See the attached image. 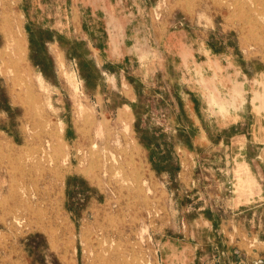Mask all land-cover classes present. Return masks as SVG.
<instances>
[{
  "label": "rangeland",
  "instance_id": "1",
  "mask_svg": "<svg viewBox=\"0 0 264 264\" xmlns=\"http://www.w3.org/2000/svg\"><path fill=\"white\" fill-rule=\"evenodd\" d=\"M263 6L0 0V264H264Z\"/></svg>",
  "mask_w": 264,
  "mask_h": 264
},
{
  "label": "bare ground",
  "instance_id": "2",
  "mask_svg": "<svg viewBox=\"0 0 264 264\" xmlns=\"http://www.w3.org/2000/svg\"><path fill=\"white\" fill-rule=\"evenodd\" d=\"M264 7V6H263ZM256 9V8H255ZM235 16V15H234ZM17 24L19 25V24H21L20 23V20H18V22H17ZM10 32H11V39L13 40V41H15V49H16V51H18V52H21L22 51V49H23V41H21V39L20 40H16L15 39V32H14V28L13 27H11V29H10ZM264 40V39H263ZM18 73H19V70H18ZM42 76V75H41ZM40 82V81H39ZM32 94V93H31ZM61 129V128H60ZM90 130V129H89ZM90 133V132H89ZM57 137V136H56ZM49 147V146H48ZM67 147V146H66ZM52 149V148H51ZM92 149V148H91ZM97 150V149H96ZM45 151V150H44ZM54 152V151H53ZM86 152V151H85ZM31 153H32V151H31ZM86 154V153H85ZM92 154V153H91ZM48 156V155H47ZM68 156V155H67ZM93 156H94V154H93ZM92 156V157H93ZM97 156V155H96ZM59 157V156H58ZM58 157H57V159H58ZM41 158V157H40ZM48 158H50V157H48ZM52 158V157H51ZM68 158V157H67ZM67 158H66V160H67ZM20 159V158H19ZM18 159V160H19ZM53 159V158H52ZM94 159V158H93ZM29 160V159H28ZM44 160V159H43ZM51 160V159H50ZM74 160V159H73ZM99 160V159H98ZM21 161V160H20ZM53 161V160H52ZM49 162V161H48ZM73 162V161H72ZM52 163V162H51ZM81 163H82V161H81ZM93 163H94V161H93ZM56 165V164H55ZM112 165V164H111ZM63 171V170H62ZM106 174V173H105ZM22 175V174H21ZM88 175V174H87ZM38 176V175H37ZM36 176V177H37ZM58 176V175H57ZM37 179V178H36ZM38 183V182H37ZM112 219V218H111ZM18 223V222H17ZM114 229V228H113ZM111 230H112V228H111ZM122 234V233H121ZM127 235V234H126ZM105 240V239H104ZM114 242V241H113ZM101 258V257H100ZM104 260H105V258H104Z\"/></svg>",
  "mask_w": 264,
  "mask_h": 264
}]
</instances>
